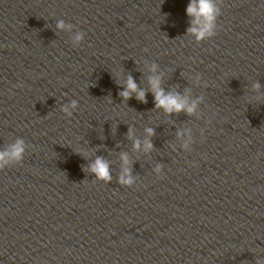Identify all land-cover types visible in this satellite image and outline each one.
Returning a JSON list of instances; mask_svg holds the SVG:
<instances>
[{
    "label": "clouds",
    "instance_id": "obj_1",
    "mask_svg": "<svg viewBox=\"0 0 264 264\" xmlns=\"http://www.w3.org/2000/svg\"><path fill=\"white\" fill-rule=\"evenodd\" d=\"M221 4L222 0H189L186 7V15L190 18V26L187 29V34L195 37L197 43L213 38L217 34L218 18L221 16ZM74 25L72 23H66L63 19H60L56 23V29L62 32H72ZM85 33L83 31H76L72 37L73 46L78 47L84 41ZM156 65L151 66L150 71L155 73ZM197 81L200 80V76H196ZM150 85V91L154 96L155 107L157 109H163L165 113H180L186 112L188 115H192L196 112L200 99L192 100L189 102L187 96H182L179 93L165 92L161 87V78L157 75L148 77ZM254 89H259L260 84L257 82L253 85ZM135 93V98L141 103H146V92L138 87V84L131 75H128L126 79V86L123 91L119 92V96L125 101L130 99ZM78 101L73 99L70 103L65 104L61 108V112L71 118L74 110L78 108ZM145 132L147 137L153 136L154 129L146 128ZM128 138L133 140V149L136 151L141 150V141L134 138L133 130L130 128L128 131ZM184 133L178 132L177 136H183ZM191 142V136L185 141L183 147L187 149ZM27 145L25 140L17 138L13 143L8 144L5 148L0 150V171L6 167H10L19 164L26 151ZM153 148V144L150 139L143 141V151L149 152ZM120 159L122 161L121 170L118 176V183L121 186L132 187L136 183V178L132 175V169L129 166L130 161L127 153H121ZM84 171L91 173L95 180L102 181L108 184L112 181V173L109 162L101 156H97L95 160L90 163ZM157 175L162 174V166L157 165L154 169ZM255 264H264L261 260H256Z\"/></svg>",
    "mask_w": 264,
    "mask_h": 264
}]
</instances>
